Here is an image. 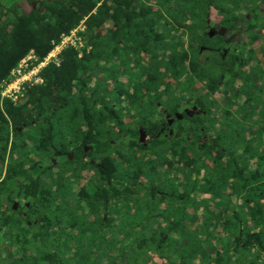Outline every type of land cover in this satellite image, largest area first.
I'll use <instances>...</instances> for the list:
<instances>
[{"label":"trees","instance_id":"16d2710c","mask_svg":"<svg viewBox=\"0 0 264 264\" xmlns=\"http://www.w3.org/2000/svg\"><path fill=\"white\" fill-rule=\"evenodd\" d=\"M32 1L0 5V194L13 195L18 188L31 193L39 177L37 165L45 169L50 164V144L63 152L65 133L74 160L62 156L59 164L82 163L77 148H97L93 141L100 135V143L121 141L118 161L107 155L111 165L106 173L116 178L115 188L111 184L79 194L101 202L111 199L122 238L118 244L126 242L129 233L133 242L129 255L118 247L107 264H130L131 257L133 264H143L155 254L164 264H264V118H224L220 123L173 118L174 133L163 135L159 130L164 118H152L158 94L149 99L151 118H130L126 125L122 109L117 112L111 103L124 86L115 80L124 75L129 53H144L149 60L148 91L152 94L164 85L163 105L177 110L174 83L186 77L191 81L180 34L195 44L192 37L204 35L207 14L234 19L243 8H228L227 0H42L45 11L40 12ZM80 26L81 46L64 48L58 64L42 68L41 83L28 86L16 101L1 96L11 71L30 51L42 61ZM116 59L124 70L115 68ZM128 101L142 110V98ZM139 127L151 135L146 145L137 141ZM117 129L127 136L117 137ZM203 137L208 140L200 141ZM51 178L61 194L64 176ZM109 221L100 219L101 229L109 227ZM25 252H0V264H35L17 260ZM100 255L99 248L86 247L68 258L62 250L35 257L49 264H102Z\"/></svg>","mask_w":264,"mask_h":264},{"label":"flooded vegetation","instance_id":"af4514ba","mask_svg":"<svg viewBox=\"0 0 264 264\" xmlns=\"http://www.w3.org/2000/svg\"><path fill=\"white\" fill-rule=\"evenodd\" d=\"M41 1L33 0L30 5L43 12L45 6ZM16 4H20V0ZM243 6V11L234 19L224 13H218L215 19H211L207 14L204 35L192 37L195 44H191L189 36L183 38V48L188 54L185 65L191 81L187 82L186 77L174 83V96L178 101L175 111L163 105L164 85L152 94L146 87L148 56L129 53L124 73L126 79L122 81L119 77L115 80L124 86L115 91L113 99L115 110L122 109L123 123L128 124L130 118H151L148 114L149 99L150 96L154 99L155 94L159 100L153 103L152 118H164L159 130L163 135L169 134L173 118H208L212 123H220L224 118H264V0L244 1ZM195 49L197 52L193 56ZM121 64L120 60H115V68L120 71L124 70L120 68ZM132 97L142 98L141 111L129 105L128 98ZM140 129L143 128H138V142ZM117 132V137L127 136L120 129ZM249 132L247 130L246 134L251 137ZM145 133L144 143L140 142L143 145L151 137L147 131ZM65 134L63 152L50 144L53 150L50 164H46L45 169L44 165H37L39 177L31 193L26 188H18L16 194H0V252L26 251L17 260L49 264L42 258L36 259L37 255L62 250L68 258L70 252L76 250L99 248L102 264H107L108 257L114 259L116 256L118 247L132 248V234L129 233L126 242L118 244L122 238L117 232L118 213L112 209V200L106 197L101 202L90 194L111 184L115 188L116 178L106 173L111 165L107 155L110 154V159L117 162V145L121 141L107 139L100 143L99 135L98 140L93 141L97 148L92 144H80L77 148L82 163L59 164L62 156L68 161L74 160V152L70 150L72 141L68 133ZM207 140L203 137L200 141ZM103 172L104 180L101 177ZM60 174L65 181L61 194L51 178ZM79 192L90 194L80 195ZM108 204L109 210L106 208ZM11 216L14 218L10 219ZM57 217L61 221L56 220ZM106 218L110 219L109 227L101 229L100 219ZM55 229L57 233H54ZM163 232L171 233L170 230Z\"/></svg>","mask_w":264,"mask_h":264},{"label":"built area","instance_id":"2783aa9c","mask_svg":"<svg viewBox=\"0 0 264 264\" xmlns=\"http://www.w3.org/2000/svg\"><path fill=\"white\" fill-rule=\"evenodd\" d=\"M82 29L83 26H80L78 29L72 31L70 35L63 37L60 44L42 61L37 62L34 52L30 51L20 60L17 67L11 71L10 82L3 88L1 96L16 101L28 86L41 83L42 79L39 77V72L42 68L52 62L58 64V55L64 48L68 46H81L77 32Z\"/></svg>","mask_w":264,"mask_h":264},{"label":"rangeland","instance_id":"374dc122","mask_svg":"<svg viewBox=\"0 0 264 264\" xmlns=\"http://www.w3.org/2000/svg\"><path fill=\"white\" fill-rule=\"evenodd\" d=\"M19 2V0H0V4H2L3 6H10V5H12V4H16V3H18ZM227 5H226V7H228V8H233V7H239L240 9H242V8H244V6H243V0H241V1H239L238 2V0H227L226 2H225ZM20 4H21V6H24V4H22V0H20ZM233 6V7H232ZM26 8H27V6H26ZM215 11L216 10H214V8H212V13L211 14H215ZM213 16L214 15H211V19H213ZM214 18H216L215 16H214ZM186 36V34H180V37L183 39L184 37ZM184 40V39H183ZM185 42V41H184ZM164 68L163 67H161L160 68V71L162 72V71H164L163 70ZM126 79V76L125 75H122L121 76V80L123 81V80H125ZM166 80H168V79H166ZM165 80V81H166ZM125 82V81H124ZM111 86L112 85H110V88H111ZM111 103H113V99H111ZM126 119H128V118H126ZM254 166V163L252 162V164H251V167H253ZM246 230H249V227H247L246 228ZM126 254H130L129 253V250H126ZM97 260V259H96ZM98 261H101V263H103V261H102V259H100V258H98ZM128 262L130 263V264H133V262H132V257H131V259H129L128 260ZM141 264H142V262H141ZM143 264H164V263H162V261H160V262H158L157 261V255L155 254V258H152V259H149V256L148 257H145V260L143 261Z\"/></svg>","mask_w":264,"mask_h":264},{"label":"water","instance_id":"95a60500","mask_svg":"<svg viewBox=\"0 0 264 264\" xmlns=\"http://www.w3.org/2000/svg\"><path fill=\"white\" fill-rule=\"evenodd\" d=\"M53 93H55V90L53 91ZM55 99H56V97L54 95L53 96V101H55ZM178 119H180V118H178ZM172 133H173V131L172 130H169V134H172ZM145 136H146L145 131L143 129H140L139 130V141L144 143Z\"/></svg>","mask_w":264,"mask_h":264}]
</instances>
